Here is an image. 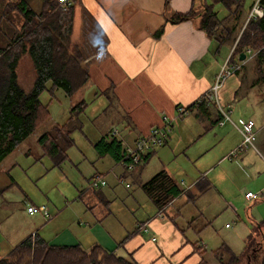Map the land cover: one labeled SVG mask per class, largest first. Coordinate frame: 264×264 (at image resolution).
<instances>
[{
	"label": "crops",
	"instance_id": "obj_1",
	"mask_svg": "<svg viewBox=\"0 0 264 264\" xmlns=\"http://www.w3.org/2000/svg\"><path fill=\"white\" fill-rule=\"evenodd\" d=\"M25 1L39 14L46 0ZM255 1L231 0L229 5L219 2L226 9V14L220 18L215 9V3H217L215 0H169L168 2L166 0H73L70 46L71 48L78 47L82 54V63L88 72V79L76 90L78 91V102L85 101L82 98L83 91L88 87L92 88L94 96H102L106 99V106L94 116L93 120L97 122V127L102 132L99 139L102 137H106L107 140L112 139L111 129L124 126L125 129H119L115 137L123 144L133 143L136 138L147 135L153 126L163 124L164 115L168 118L173 117L177 105H192L187 115L176 117L173 122L177 119H187L190 123L189 119L195 118L197 138L195 139L193 135L190 138L194 143L198 142L203 135L217 129V133L212 132V135L220 141L225 140V145L218 153L219 159L215 161V164L229 159L237 175L232 176L227 183L224 177L217 176L214 170H211L214 163L208 167L205 165L206 155L213 156L210 152L215 146L213 144L205 148V142L198 144L199 146L191 144L181 150V153L187 156L188 161L193 163L192 167H187V171H184V164L176 166L183 170L182 173L176 171V167L172 169L167 167L164 163L166 152L173 147V151L170 152L176 155L175 151L178 150L181 141L178 130L182 131V128L175 130L173 124L165 142L145 155L140 165L132 171H128L122 162L115 160L110 154L100 156L105 158L109 155L113 161L122 165L123 171L117 175L120 182L126 180L127 177H132L138 180L141 187L155 173L165 170L181 187L179 195L166 206L159 208L143 189L155 206H152L153 210H150V213L136 220L134 229H127L123 226L126 234L120 237L121 231L118 227L109 228L105 224L111 213L110 206H108L110 201L107 197L104 194L83 193V196L87 195L88 208H96L99 202L104 205L103 208H99V212H96L97 219L86 221L89 227L84 229V233L75 235L73 231H68L61 238H59L60 234L56 233L55 241H49L50 243L78 244L86 248L83 246L81 236L87 234L89 242L86 246L88 244V248H91L95 243L89 238L92 229L96 230L98 242L105 249L123 255L137 264H208L204 258L208 249L204 243L201 244L198 237L201 229L208 222L199 226L196 221L194 222L196 215L189 216L186 209L188 207L199 209L198 206L201 203L208 207L217 199L231 206L235 192L229 189L231 186L237 188L243 186L244 177H247L244 173V166L248 165L249 170L254 169L253 161L249 160V150H254L264 160V155L260 151V149L264 150V45L252 46L248 42L244 43L242 50L237 52L231 61H239L238 54L244 52L245 62L238 71L226 77L222 82L217 90V100L206 101L202 108L195 103L210 91L223 64L233 55L239 38L248 24H251L253 28L256 26V21L262 18H249ZM202 3L212 5L220 20L212 33L200 27L199 17L179 22L169 20L174 13L188 12L192 8L196 11L201 9ZM231 4H237L239 8L232 7ZM29 59L34 68L31 57ZM253 60L254 63H252ZM252 64L259 66L256 72L254 68H250ZM232 81L236 85H231ZM250 97H253L251 99L254 100L257 108L261 107L257 109L258 112L255 110V113L259 114L258 125L252 117H239L236 121L232 117L234 104L243 98L250 101ZM221 108L230 116V119L222 124L220 121L224 116ZM82 111L84 107L80 112ZM248 119H253L255 122V140L258 141V147L249 148L233 158H228V152L242 139L238 128ZM228 125L234 128L227 127ZM42 133L38 134L37 143ZM15 149L0 161L2 171L5 159ZM25 152L28 153V149ZM202 155L204 158L200 159ZM195 156L198 158L194 159ZM154 158L158 161V166H155L157 171L146 179L143 175L152 171L148 168L150 161ZM53 160L57 163L54 158ZM196 164L200 168L196 169ZM191 171L193 175L189 181L184 178L181 182L178 181V176L182 174L189 176ZM91 178L88 181L89 184ZM127 183L125 187L131 188V184ZM93 198H96V201ZM246 199L255 202L258 200ZM16 205L9 203L6 207L12 211L16 209ZM27 206V214L30 216L37 214L46 219L39 212L30 213ZM19 209L21 210V207ZM49 218L52 219V216ZM36 221H31L24 229L23 227L15 229L11 235L13 236L12 243L7 246L3 242L8 237L6 233L1 232L0 252L2 254L0 257L7 255L13 247L28 236L36 235V233L41 236ZM55 222L56 218L49 224ZM144 223L149 226V233L139 227ZM5 226L8 227L7 224ZM257 226L260 231L264 232V220L260 221ZM253 232L248 235L247 239L253 235ZM46 236L49 235L45 234V239L48 240ZM153 236L155 239H152Z\"/></svg>",
	"mask_w": 264,
	"mask_h": 264
},
{
	"label": "rangeland",
	"instance_id": "obj_2",
	"mask_svg": "<svg viewBox=\"0 0 264 264\" xmlns=\"http://www.w3.org/2000/svg\"><path fill=\"white\" fill-rule=\"evenodd\" d=\"M15 1L3 0L4 7L0 5V12L4 10L6 12L4 17L8 18V23L13 22L12 24L18 26L22 14L18 15L19 11L16 8L13 9V6H5L6 3H14ZM231 6L239 8L237 4H231ZM215 9L218 11L220 18L226 14L225 6L222 3H215ZM250 25L248 24L244 34L251 32ZM250 44L255 46L253 43ZM29 58L28 54H24L17 66L18 81L23 89L27 91L31 88L34 80V68L30 64ZM252 63H254V60ZM251 67L256 72L259 66L252 64ZM51 85V81L48 82L47 88L40 95L41 102L47 105L49 117L38 125L34 132L5 159L3 171L0 167V221H2L0 223V233H6L8 237L3 243L6 246L11 244L13 239L11 235L14 230L18 227L26 228L33 220H37L38 231L42 237L45 238V234L49 235L46 236L48 241L53 240L54 242L57 237H55L56 233L60 234L59 238L66 235L68 231H73L75 235L84 233V229L89 227L86 221L96 220L98 216L96 212H99V208H103L104 205L99 202L95 206L96 208H88L86 204L87 195L84 194L83 196V193L88 195L104 194L107 197L110 201L108 206H110L111 213L107 217L108 219L106 218L105 224L109 228L118 227L121 231L120 237H124L126 232L123 226L127 229H134L136 220L141 219L144 214L150 213V210H153L152 206L155 205L150 201L138 180L127 177L126 180L120 182L117 175L120 171H123L122 165L113 161L109 155L105 158L101 157L95 148L94 144L101 137L102 132L97 127V122H93V120L94 116L106 106V99L102 96H94L91 87L83 91L82 98L86 102L84 111L75 114L70 122L73 144L65 148L67 157L60 163H55L53 157L43 152L42 147L38 145L36 142L37 136L56 123H65L70 118L72 107L79 101V97L78 91L68 96L62 88L51 89ZM231 85H236V83L232 81ZM251 98L253 97L249 98L250 101L243 98L240 102L234 104L232 117L235 121L239 117H252L257 125L259 124V114L255 113V110L257 111L261 107L258 106L257 108ZM175 114L172 116H175ZM102 115L105 116L106 114L102 113ZM189 121L190 123L187 119H177L173 122L175 130L182 128V131L181 129L178 130L181 141L178 150L175 151L176 155L170 152L173 151V147L166 152L165 165L172 169L177 164H184V171H187V167H192L193 163L189 162L187 156L181 153L184 147L191 144L199 146L202 142H205V145L203 144L205 148L215 144L214 150L210 152L213 156L206 155L204 163L207 167L214 163L211 170H214L217 176L224 177L228 183L232 176L237 175L234 166L230 165L231 161L227 159L224 162L215 164V161L219 159L218 153L225 145V140L220 141L218 138L213 137L212 132L217 133V129H215L203 135L198 142H192L190 140L192 135L195 139L197 138L196 120L192 117ZM227 127L234 128L231 125ZM227 127L225 126L226 129ZM118 129L123 130L125 128L122 126ZM255 145L256 147L259 145L256 140ZM27 149L28 153L25 152ZM260 151L264 155V150L260 149ZM249 152V160L253 161L254 169L249 170L248 165L244 166V173L247 177H244L243 186H238L239 188L231 186L229 189L231 192H235L231 206H228L221 199H217L215 202H211V206L208 207L201 203L198 206L199 209L196 207L186 209L189 216L196 215L194 222L196 221L199 226L208 222L201 229L198 236L201 244L204 243L208 249L204 255L208 264L262 263L264 232L258 229L257 224L264 220V160L254 150L250 149ZM196 158L198 156L194 157V159ZM203 158V155L200 156V159ZM149 165L148 170L151 169L152 171H148L147 174L143 175L146 179L157 171L155 166H158V161L154 158ZM195 168L198 169L200 166L196 164ZM176 171L183 172L179 166L176 167ZM192 171L189 176L185 174L178 176V181L181 182L183 178L189 181L193 175ZM96 172L102 173L108 184L98 190H93L88 181ZM127 182L131 184V188L125 187ZM248 191L260 194V198L256 202L247 200L245 194ZM93 200L96 201V198H93ZM9 203L17 204L16 209L12 211L7 209L6 204ZM41 204H46L49 207L52 219L49 217V219H44L37 214L30 216L26 213V205L39 206ZM19 207H21V210ZM54 218H56V222L50 225L49 223ZM180 221L184 220L180 219ZM90 231L89 238L94 240V244H100L96 230L91 229ZM251 232H253V235L247 239ZM81 237L83 238V246L86 247L85 249H89L88 244L86 246V243L89 242L88 235Z\"/></svg>",
	"mask_w": 264,
	"mask_h": 264
},
{
	"label": "trees",
	"instance_id": "obj_3",
	"mask_svg": "<svg viewBox=\"0 0 264 264\" xmlns=\"http://www.w3.org/2000/svg\"><path fill=\"white\" fill-rule=\"evenodd\" d=\"M215 1L225 5L231 3V0ZM261 3L264 5V0ZM0 5L4 7L3 0H0ZM6 5L16 8L23 18H19L20 24L16 26L13 22L8 23L4 10L0 12V161L49 117L47 105L39 99L48 82L52 83L51 89L62 88L71 96L88 79L80 50L77 46H70L73 5L64 9L59 0H46L39 14L25 0L8 2ZM196 17L200 18V27L209 33L216 29L220 21L212 5L206 3H202V8L197 11L192 8L188 12L174 13L169 20L179 22ZM249 28L251 32L244 34L243 31L239 38L232 59L246 42L255 46L264 45V17L256 21L255 27ZM25 53L30 55L35 68V79L29 91L24 90L18 81L17 66ZM195 104L201 108L205 106L204 101ZM84 106L85 101L76 103L64 124L53 125L38 138L43 151L57 163L65 158V148L73 143L70 122ZM187 107L190 110L192 105ZM94 145L100 155L110 154L117 161L124 156L123 143L115 136L110 140L102 137ZM142 187L159 208L166 206L181 192L179 184L165 170L155 173ZM0 264L137 263L100 244H94L89 249L78 244H52L36 233L0 257ZM261 264H264V255Z\"/></svg>",
	"mask_w": 264,
	"mask_h": 264
},
{
	"label": "built area",
	"instance_id": "obj_4",
	"mask_svg": "<svg viewBox=\"0 0 264 264\" xmlns=\"http://www.w3.org/2000/svg\"><path fill=\"white\" fill-rule=\"evenodd\" d=\"M59 3L62 8L66 9L67 7L73 5V0H59ZM263 16L264 7L261 4V0H256L251 7L249 18H260ZM244 62L245 59L233 62L231 61V57H229L223 64L220 72L217 75L215 83L211 86L210 91L207 92L204 96L200 97L196 102L217 100V90L222 85V82L226 79V77L238 71ZM221 111L224 116V118L220 121V123L222 124L225 120H229L230 116L229 113L225 112L222 108ZM189 112L190 110L187 106L177 105L175 108V116L168 118L167 115H164L163 124L153 126L147 135L136 138L133 143H124V156L120 160V162L124 164L125 168L128 171L134 170L137 166L140 165L145 155H147L155 147L160 146L165 142L166 138L168 137V133L173 126V120L176 117L184 116ZM238 129L242 136L241 142L233 150H231L229 154H227L228 158H233L249 148H256V129L254 120L248 119ZM110 133L112 136H117L119 133V129L113 127ZM106 184L107 181L105 176L99 172H96L90 180V187L93 189H99ZM128 185L129 184L127 183V186ZM245 197L248 199H259L260 194L248 191L246 192ZM27 210L30 213L39 212L46 218L51 216L49 208L45 204H41L39 206L28 205ZM139 227L143 228V230L147 233L150 232L149 226L145 223L140 224ZM152 239H155V236H153Z\"/></svg>",
	"mask_w": 264,
	"mask_h": 264
},
{
	"label": "water",
	"instance_id": "obj_5",
	"mask_svg": "<svg viewBox=\"0 0 264 264\" xmlns=\"http://www.w3.org/2000/svg\"><path fill=\"white\" fill-rule=\"evenodd\" d=\"M245 57H246V54H245L244 52H240V53L238 54V59H239V60H244Z\"/></svg>",
	"mask_w": 264,
	"mask_h": 264
}]
</instances>
